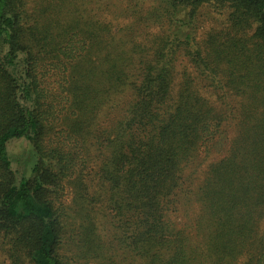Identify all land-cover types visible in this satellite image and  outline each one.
Segmentation results:
<instances>
[{"label":"trees","instance_id":"16d2710c","mask_svg":"<svg viewBox=\"0 0 264 264\" xmlns=\"http://www.w3.org/2000/svg\"><path fill=\"white\" fill-rule=\"evenodd\" d=\"M134 1L0 0V264H264V0Z\"/></svg>","mask_w":264,"mask_h":264},{"label":"rangeland","instance_id":"374dc122","mask_svg":"<svg viewBox=\"0 0 264 264\" xmlns=\"http://www.w3.org/2000/svg\"><path fill=\"white\" fill-rule=\"evenodd\" d=\"M136 2L134 0H65V13L60 15V19L64 21H70V18L73 16H81L83 21H92L100 23H111V33L116 34L117 29L129 25L133 19H128L127 14L123 16H118L115 13L114 8L121 7L125 9L128 6L133 5ZM108 8V9H107ZM75 14V15H74ZM216 16V15H215ZM216 28V24H210V22H205L201 25V29L198 32V35L201 37L198 40L203 38L204 33L211 29ZM138 34V33H137ZM139 35V34H138ZM140 36V35H139ZM198 36V37H199ZM206 99L214 104V96L208 93H204ZM229 141L235 137V129L230 126L227 129ZM228 145L225 146L222 153L217 156L218 158L223 156ZM7 152L11 161V168L17 174H24L28 176L30 169V157L31 151L30 146L24 140H15L11 141L7 145ZM216 157V158H217ZM70 200V192L68 188L64 186L61 201L63 204H66ZM256 231L258 233H264V217L257 223ZM0 256H2L0 254Z\"/></svg>","mask_w":264,"mask_h":264}]
</instances>
